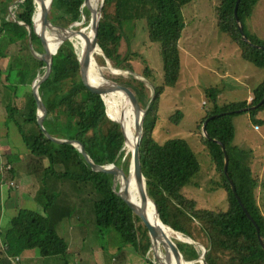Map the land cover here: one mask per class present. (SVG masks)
I'll return each instance as SVG.
<instances>
[{
	"label": "trees",
	"instance_id": "trees-1",
	"mask_svg": "<svg viewBox=\"0 0 264 264\" xmlns=\"http://www.w3.org/2000/svg\"><path fill=\"white\" fill-rule=\"evenodd\" d=\"M194 1L196 0L106 2L99 23L98 41L101 48L114 68L139 71L143 78L153 83L154 89L131 72L119 75L108 71L105 67V57L96 54L100 53L99 50L94 51L93 55L98 63L105 67L107 77L131 88L140 105L143 108L148 106L140 143L141 166L148 194L156 202L160 218L166 225L195 240L196 243L192 244L194 252L191 253L187 249L189 257L193 260L203 255L204 250L198 249L197 246L203 245L206 249L207 264H264V248L256 226L232 190L224 172V151L216 141L219 140L226 145L230 177L243 204L257 221L264 240V214L256 194L259 177L248 163L240 159L238 147L233 143L235 138L233 116L238 113L236 110L251 107L248 112L252 120L257 125L264 124V119L256 117L258 112L264 111V79L253 90L250 102L237 101L219 105L220 90L214 86L206 90L212 108L203 119V123L208 117L216 116L207 123L208 134L212 139L202 133L201 140L210 152L221 177L219 186L223 187L226 193V209L201 207L196 198L187 195L185 189L193 184L192 179L201 169L197 153L189 142L181 138H171L161 143L154 136L159 119L160 97L166 87L177 83L181 73L179 41L186 26L182 8ZM218 1L217 27L238 46L242 58L264 69V49L256 46H264V39L252 33L247 26V21L259 0H241L238 5V17L252 43L244 41L239 31L235 16L237 0ZM0 2L3 5L2 9L0 8V35L6 32L12 44L19 42L22 47L25 44L28 56L33 58L35 74L37 71L44 74L46 63L32 54L28 27L10 19L7 7L14 4L18 20L32 28L35 27L38 33L43 34L48 50L54 52L53 72L40 90L47 109L49 133L55 137L85 141L90 146L95 163L117 164L130 171L132 152L126 146L121 124L108 116L104 100L92 96L82 81L78 60L80 48H77L71 39L60 45L62 40L58 34L42 29L37 24L34 26L38 11L36 0ZM83 3L84 0H53L51 21L74 29L88 27L91 14ZM85 16L87 20L84 22ZM139 22L142 23L148 39L160 46L164 78L159 85L155 83L154 70L147 62L140 70L134 65L140 55L131 47V41L135 40ZM78 23L81 24L77 25ZM123 42L126 43L125 50ZM33 46L38 53L43 54L39 36L35 31ZM91 75L98 80L92 72ZM92 83L97 87L96 82L92 80ZM116 103L122 107L120 99L117 98ZM32 106L38 111L36 95L32 98ZM254 106L256 107L252 108ZM16 112L17 107H12V118H15L16 127L29 151L26 169L32 178L31 191L42 210L17 208L4 235L3 249L0 251V256L4 254L3 260L10 262L12 257H18L27 249H36L43 257L67 255L68 242L60 234L59 223L55 217L65 213L67 218L75 212L80 213V206L72 202L74 197L95 196L91 206L97 227L116 229L124 242L135 248L137 256L145 258L147 264H154L149 235L138 216L117 193L119 185L113 187L114 176L94 173L82 151L74 145L56 144L46 140L41 134L37 116L28 112L26 108L22 114L23 121L16 119ZM181 118L180 111L171 116L173 121ZM131 132L133 133L132 128ZM13 169L0 170V182L5 180L14 182ZM17 187L15 182L14 185L11 184L10 192L13 194Z\"/></svg>",
	"mask_w": 264,
	"mask_h": 264
},
{
	"label": "rangeland",
	"instance_id": "rangeland-1",
	"mask_svg": "<svg viewBox=\"0 0 264 264\" xmlns=\"http://www.w3.org/2000/svg\"><path fill=\"white\" fill-rule=\"evenodd\" d=\"M218 3V0H196L182 8L186 26L179 41L181 73L177 83L174 86L166 87L160 97L159 119L154 132L155 138L161 143L171 138H181L189 142L197 153L201 169L198 175L192 179L193 184L189 185L185 191L187 195L196 198L201 207L210 209H226L227 200L225 190L219 186L221 177L216 170L212 156L201 140L203 119L212 108L206 90L212 86L220 90L219 105L237 101L250 102L253 90L264 79V69L242 58L238 46L217 27L216 7ZM2 7L0 2V8L2 9ZM13 7L14 4L9 5L7 12L9 18L15 20ZM38 20L40 21V17ZM85 20H87L86 16L84 22ZM247 26L252 33L264 39V0H259L255 5L252 16L247 21ZM10 41L9 34L6 32L0 35V155L3 159L0 168L13 160L16 162L24 161V164L26 161L27 164L26 157L29 155L27 154L29 151L21 134L19 131H15L14 135L9 133L10 130H18L15 118H12L11 110L12 107L16 106V119L23 121L22 114L25 112L27 97L33 84L38 82L43 75L38 71L35 74L33 58L28 56L25 44L22 47L19 42L12 44ZM125 42H123V50L126 49ZM131 44V47L140 55L134 62L135 67L140 70L147 62L154 70L155 83L157 85L162 83L164 69L160 46L148 39L140 22L135 33V40L131 41ZM105 67L109 71L107 63ZM104 68L100 66L101 73ZM136 72L142 76L139 71ZM145 82L153 87L150 80L145 79ZM115 95L120 99L123 109L128 110L129 112H127L133 115L124 95L121 92H115ZM177 111L182 113V118L173 121L171 116ZM250 117L248 111H238L233 116L235 126L233 143L238 147L240 159L248 163L255 174H259L264 170V138L262 137L264 124H259L260 130H258ZM256 117L257 119H264V111L258 112ZM11 150L13 153L10 152ZM25 177H27V181L32 180L28 173ZM16 182L22 185L23 177H19ZM16 182L15 185H18ZM10 185V180L2 181L0 193L1 188L6 186L10 189ZM258 188L256 194L260 193L264 209V185L261 184V188ZM26 189L29 190L31 187L28 186ZM27 195L20 207L41 211L42 208L35 197L31 193H27ZM93 198L95 196L90 198L77 196L72 199L73 203L80 206L81 211L80 213L75 212L71 217H67L65 222L58 224L60 234L69 241L63 230L65 226H87L89 238L86 239L87 243L84 246L90 247L87 249L89 250L88 253H91L89 262L93 264L103 262L107 264H123L124 262L133 264L132 260L131 262L126 261L122 255L121 250H127L130 245L124 242L120 233L112 227H97L91 206ZM8 202L7 198L0 195V238L2 240H4L6 233V222L8 218L11 219L16 214L17 210L15 202L14 206ZM78 214H81L82 219ZM176 233L182 237L181 240L189 252L193 253L192 244L196 243L195 240L180 231H176ZM197 246L198 249L205 250L203 245ZM97 251H103V253L99 254ZM118 255L119 259L114 261L115 259L112 257ZM201 256L193 259L195 260L194 264H203ZM47 257L58 260L61 256ZM135 259H141L143 264L145 262L143 257L136 256ZM10 260V264H25L24 259L20 260L19 257L16 259L14 256Z\"/></svg>",
	"mask_w": 264,
	"mask_h": 264
},
{
	"label": "water",
	"instance_id": "water-1",
	"mask_svg": "<svg viewBox=\"0 0 264 264\" xmlns=\"http://www.w3.org/2000/svg\"><path fill=\"white\" fill-rule=\"evenodd\" d=\"M36 1L39 4V6H41V8H42V12H43L42 13V24H43L44 28H50L51 29V27H54V28H57L59 30L72 31L73 34H79L88 40L86 48H84L83 52L79 55V58H78L82 81H83L86 89L90 92V94L92 96L100 97L104 100L108 116L113 121L121 124L122 130L124 133V137H125L126 146L129 148L128 150H130L132 152V165L134 166V173L138 179V183L140 184L141 203H138L137 200L134 198V195H133L132 189H131V179H130V176L128 174V171L124 167L117 165V164L99 165V164L95 163V161L93 160L90 146L85 141H82L79 139L55 137L49 133L46 106H45V104L41 98L42 104L45 108V114H42L41 112H39L33 108L32 98L40 92V90L47 83L48 79L50 78V76L53 72V69L55 66L54 52H50L48 50L42 34L38 33L35 30V27L32 28L30 25L20 22L18 20L17 16L14 14L15 21L19 22V24H21V25L27 26L29 29V45H30V49H31L32 54L37 59L43 60L46 63V66H45L46 69H45L44 74L41 76V78L38 82H35L33 84L32 90H31L29 96L27 97V100L25 103L26 110L37 116L38 123L40 124L41 134L46 140H48L52 143H56V144L68 143V144H72L75 147H77L84 154L85 159H86L90 169L94 173L111 174L114 176V185H113L114 188H116V184H117L116 179H115L116 176L124 177V179L126 180V189L122 192L121 187H120L119 190L117 191V193L126 202V204L131 208L133 213L138 216V218L141 220L147 234L149 235V238L151 241V251L153 253L154 264H164L158 255V252L160 249L167 251L168 253L170 251L174 255V257L176 258V264H194L195 260H192L189 257L188 250L184 246L182 240H179L175 236L166 232V230L164 228H162L161 226L155 225L151 221L150 217L148 216L147 200H146V197L148 196L147 195L148 190H147V185H146L147 184L146 178H145L143 171H142L141 154H140V143H141L142 136H143V123H144V118H145L148 106L146 108H143L140 105L136 94L133 92V90L131 88L124 86L122 84H119L113 80H109L107 77L106 78L111 82L110 88L96 87L92 83V80L90 79L89 74H88V72L84 66V59L88 56V54L89 53L91 54L94 50H99L100 54H102L105 57L107 67H108L110 72H112L113 74H123L125 72H131L135 77L145 81V79L140 74H138L136 71H134L132 69L114 68L112 66L109 58L107 57V55L105 54V52L103 51V49L101 48V46L99 44V41H98L99 23H100L101 15H102L104 9L106 8L107 0L101 1L100 6L98 7L97 11L92 10L89 6H86V0H84L83 5L89 10V12L91 14V20H90V24L92 27L91 38H89V36L82 29L77 30V29H74L71 27H64V26H61V25H58V24L52 22L50 19V14H51V8H52L53 0H36ZM240 1L241 0H237L236 7H235V16H236V20L238 22V28L242 34L243 40L248 42V43H252L244 31L243 23L241 22V20L238 17V5H239ZM34 31L39 36V44H40L41 48L43 49V54L38 53L33 46V32ZM68 38H69L68 36L65 37L60 42V45L63 44L66 40H68ZM256 46L264 49V46H262V45H256ZM116 70H118V71H116ZM113 90H123L129 96V98L131 99V103H132V106L134 108V113H135L136 117H137V114L142 113L140 121L135 120V131L138 135V138H137V142H136V145L134 146V148H130V144L128 142V135H127L128 129L126 128L125 117H122V118L118 117L120 119L119 120L118 118L112 117L108 111V106L106 103V96L108 93L112 92ZM152 98H154V94H153ZM263 100H264V98H263ZM255 107L256 106H254L252 108H255ZM250 108L251 107H244V108L236 110V112H238V111H249ZM229 113H231V112H229ZM215 116L216 115H212V116L208 117L203 123V134L209 139H212V138L208 134L207 123L211 118H213ZM216 141L221 145V147L224 151V156H225L224 172H225V175L228 178V180L231 184L232 190H233L235 196L237 197L239 203L241 204L243 210L245 211L247 216L250 218V220L256 226L259 240H260V242L264 248V240L262 239L261 234H260V227H259L257 221L254 219V217L251 215V213L247 210V208L243 204L240 196L238 195L236 185H235L233 179L230 177L229 170H228L229 156H228V152L226 149V145L219 140H216ZM154 203L156 206L157 213L159 215L158 206H157L155 201H154ZM159 218H160V215H159ZM160 220H161L162 224H165L161 218H160ZM205 253H206V249L204 250V254L201 256V260H202L203 264H207L206 258H205Z\"/></svg>",
	"mask_w": 264,
	"mask_h": 264
},
{
	"label": "bare ground",
	"instance_id": "bare-ground-1",
	"mask_svg": "<svg viewBox=\"0 0 264 264\" xmlns=\"http://www.w3.org/2000/svg\"><path fill=\"white\" fill-rule=\"evenodd\" d=\"M101 1L100 0H86V6H89L92 10L97 11ZM42 13H43L42 8L38 4V11H37L36 16H35L34 26H36V24H37L42 29H45V30L50 31L52 33L58 34V36H59V38H61V40H63L65 37L68 36L69 37L68 39L73 40L75 46L77 48L78 47L80 48V53H79V55H80L83 52L84 48H86L88 40L79 34H73L72 31L59 30V29L54 28V27H51V29L50 28H44L43 24H42ZM38 17H40L41 22L38 20ZM78 24H81V23H78ZM83 30H84V32H88L86 34L89 36V38H91V31H92L91 24H89V26L84 28ZM42 36L45 38V36L43 34H42ZM94 51H96V50H94ZM93 52L91 54L89 53L88 56L84 59V66H85V68L89 74V77L91 80H93L94 82L97 83V87H99V88H101V87L110 88L111 82L106 78V74L103 71V69H102V73L100 72L101 70H99V69H100L101 65L98 63L97 59L94 57ZM90 71L97 77L98 80H95L92 77ZM116 71H118V70H116ZM115 92H121L124 95L127 104L130 106V108L132 110L133 115L128 113L126 110H124L123 105H122V107L117 105V103H116V100H117L116 97L117 96L115 95ZM36 98L38 100V111L43 114L45 112V108L42 104L40 92L38 94H36ZM106 103H107L108 111H109L110 115L112 114L115 118L125 117V124H126V128L128 129V134H127L128 135V142L130 144V148H134V146L136 145V142H137V138H138V135L135 131V120L140 121L142 113L137 114V117H136V115L134 113V108H133L132 103H131V99L123 90H113L112 92L108 93L106 96ZM132 127H133V133L131 132ZM128 174H129L130 179H131V189H132V193L134 195V198L137 200L138 203H141L140 184L138 183V179L134 173V166L132 165V161H131V165H130V171H128ZM115 179H116V183L119 185V187H121V191L123 192L126 189V180L122 176H116ZM147 195H148L146 197L147 212H148V216L150 217L151 221L155 225L161 226L162 228H164L166 230V232L175 236L177 239L181 240L182 237L176 233V230H174L171 226H168L166 224H162V222L159 218V215L157 213L154 201L152 200V198L150 197L149 194H147ZM158 255L164 264L165 263L166 264H176V258L174 257V255L170 251L168 253L167 251L160 249L158 252Z\"/></svg>",
	"mask_w": 264,
	"mask_h": 264
},
{
	"label": "crops",
	"instance_id": "crops-1",
	"mask_svg": "<svg viewBox=\"0 0 264 264\" xmlns=\"http://www.w3.org/2000/svg\"><path fill=\"white\" fill-rule=\"evenodd\" d=\"M250 98H252V96H250ZM251 118V117H250ZM256 124V122H255ZM260 130V128L258 129ZM15 131L18 130H13V131H9V133H12V135L15 134ZM264 138V135L262 136ZM10 152L13 153V150H11ZM29 154V153H27ZM29 158V155L26 157V159ZM3 162L2 156L0 155V166L2 165L1 163ZM11 163V164H10ZM8 164L12 165V167L14 168V175H15V182L17 181V179L19 177H23L24 182L22 185H20V183H17L18 188L16 190H14L13 194L10 192L11 189L7 188L6 186H4L3 188H1V197L3 198H7L9 202L12 203V206H14V202L15 205L17 206L16 208L20 207L21 202L23 200H25V196H28L27 193H31L33 196L34 193H32L31 189H26L28 188V186L30 187L31 185V180L27 181V177L26 173H27V169H26V161L24 164V161H10ZM257 176L260 178L258 183V187L261 188V184L264 185V170L262 172H260L259 174H257ZM1 184V182H0ZM258 188V189H259ZM30 191V192H28ZM259 191V190H258ZM12 194V196H11ZM15 194V195H14ZM16 197V200H14ZM14 198V199H13ZM257 199H258V204L264 214V209L262 206V200H261V196L260 193H257ZM8 202V204H9ZM79 215V214H78ZM80 216V219H82V216ZM58 220V223L61 224L63 221L65 222V213L58 215L55 217ZM10 218H8V221L6 222V230L7 227L9 225L10 222ZM65 235L68 236L69 241L68 242V253L65 256H61L60 259L58 260H52L50 257H44L41 256L38 252V250L35 251V249H27L24 252H22L21 255H19V259L23 260L25 264H38V261H40V264L43 262V264H93L90 261L91 258V253H88L89 250H87L90 247H85L84 244L87 243L86 239L89 238L88 236V227L84 226V225H80V226H65V229L63 228ZM1 239V238H0ZM4 240L1 239L0 241V251H2L3 249V244ZM130 247L127 250H121L122 251V255L125 258L126 261H130L132 260L133 264H143L142 260H137L135 259L136 255V251L135 248L129 244ZM87 250V251H86ZM35 251V252H33ZM99 254L103 253V251H97ZM60 256V255H59ZM139 257V256H137ZM41 258V260H39ZM49 258V259H46ZM55 258V257H54ZM112 258H114V261H117L119 259V255L118 256H113ZM4 259V254H1L0 256V264H10L11 262H9L8 260H3ZM113 261V259H112ZM98 264H107V263H98ZM123 264H126V262H124ZM144 264H147L146 262H144Z\"/></svg>",
	"mask_w": 264,
	"mask_h": 264
},
{
	"label": "built area",
	"instance_id": "built-area-1",
	"mask_svg": "<svg viewBox=\"0 0 264 264\" xmlns=\"http://www.w3.org/2000/svg\"><path fill=\"white\" fill-rule=\"evenodd\" d=\"M255 128H256V129H259L260 127H259V125L255 124ZM5 168H6V169H7V168L10 169V168H13V167H12V165L7 164V165H5L4 167H1L0 170H1V171H5V170H6ZM10 183H11L12 185H14V182H10ZM16 259H18V257H16Z\"/></svg>",
	"mask_w": 264,
	"mask_h": 264
}]
</instances>
